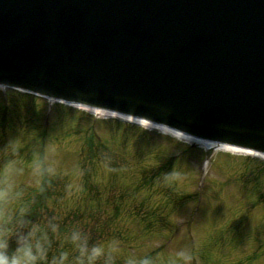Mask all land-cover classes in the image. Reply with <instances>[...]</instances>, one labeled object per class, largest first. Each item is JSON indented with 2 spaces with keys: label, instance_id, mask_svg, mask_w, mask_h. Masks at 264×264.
Wrapping results in <instances>:
<instances>
[{
  "label": "rangeland",
  "instance_id": "1",
  "mask_svg": "<svg viewBox=\"0 0 264 264\" xmlns=\"http://www.w3.org/2000/svg\"><path fill=\"white\" fill-rule=\"evenodd\" d=\"M3 93L0 264H264L263 161Z\"/></svg>",
  "mask_w": 264,
  "mask_h": 264
},
{
  "label": "water",
  "instance_id": "2",
  "mask_svg": "<svg viewBox=\"0 0 264 264\" xmlns=\"http://www.w3.org/2000/svg\"><path fill=\"white\" fill-rule=\"evenodd\" d=\"M0 83L264 154V0H0Z\"/></svg>",
  "mask_w": 264,
  "mask_h": 264
},
{
  "label": "bare ground",
  "instance_id": "3",
  "mask_svg": "<svg viewBox=\"0 0 264 264\" xmlns=\"http://www.w3.org/2000/svg\"><path fill=\"white\" fill-rule=\"evenodd\" d=\"M173 134V133H171ZM179 138L183 139V140H186L190 143H193V144H196L198 146H202L203 148H206V149H211V150H215L216 152L219 151V150H226V151H230V152H233V153H236L238 151L236 150H233V149H227V148H224V147H218V146H213V145H209V144H205V143H201V142H198V141H195L193 139H187V138H182L181 136H178Z\"/></svg>",
  "mask_w": 264,
  "mask_h": 264
}]
</instances>
